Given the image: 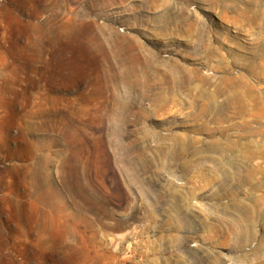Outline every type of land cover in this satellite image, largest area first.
I'll return each instance as SVG.
<instances>
[{
    "label": "rangeland",
    "instance_id": "374dc122",
    "mask_svg": "<svg viewBox=\"0 0 264 264\" xmlns=\"http://www.w3.org/2000/svg\"><path fill=\"white\" fill-rule=\"evenodd\" d=\"M0 264H264V0H0Z\"/></svg>",
    "mask_w": 264,
    "mask_h": 264
},
{
    "label": "bare ground",
    "instance_id": "6f19581e",
    "mask_svg": "<svg viewBox=\"0 0 264 264\" xmlns=\"http://www.w3.org/2000/svg\"><path fill=\"white\" fill-rule=\"evenodd\" d=\"M119 50H121V48H116L114 51H119ZM249 93V92H248ZM250 94V93H249ZM74 128V127H73Z\"/></svg>",
    "mask_w": 264,
    "mask_h": 264
}]
</instances>
